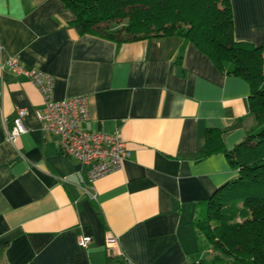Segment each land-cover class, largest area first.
Wrapping results in <instances>:
<instances>
[{"label":"crops","instance_id":"0c3cea01","mask_svg":"<svg viewBox=\"0 0 264 264\" xmlns=\"http://www.w3.org/2000/svg\"><path fill=\"white\" fill-rule=\"evenodd\" d=\"M230 4L234 40L264 46V0ZM74 19L58 0H0V261L196 263L200 203L236 178L225 152L254 126L250 86L179 37L117 47L80 35ZM11 57L53 78L55 102L88 97L81 127L118 133L129 151L121 171L90 184L88 167L59 154L35 116L42 97L7 70ZM22 108L28 132L12 144Z\"/></svg>","mask_w":264,"mask_h":264},{"label":"trees","instance_id":"16d2710c","mask_svg":"<svg viewBox=\"0 0 264 264\" xmlns=\"http://www.w3.org/2000/svg\"><path fill=\"white\" fill-rule=\"evenodd\" d=\"M80 35L123 43L179 37L222 74L245 80L255 130L230 152L237 171L208 200L194 228L209 259L197 264H264V46L234 40L230 0H58ZM221 151L209 150L208 153ZM193 264H196L195 262Z\"/></svg>","mask_w":264,"mask_h":264},{"label":"built area","instance_id":"2783aa9c","mask_svg":"<svg viewBox=\"0 0 264 264\" xmlns=\"http://www.w3.org/2000/svg\"><path fill=\"white\" fill-rule=\"evenodd\" d=\"M6 68L13 75L29 80L39 91L43 105L35 112V116L42 132L56 138L57 151L60 155L89 168L87 176L90 184L122 170L129 158V151L119 139L118 133L87 131L81 127L90 120L87 96L55 102L52 99L53 78L50 75L39 69H24L17 57L9 58ZM26 116V109L16 111V118L6 133V140L9 143L13 144L18 137L28 132L24 125ZM84 192L95 198L90 189L85 188ZM90 241V238L79 237L78 247L85 249ZM211 253V250L204 252L198 261Z\"/></svg>","mask_w":264,"mask_h":264},{"label":"rangeland","instance_id":"374dc122","mask_svg":"<svg viewBox=\"0 0 264 264\" xmlns=\"http://www.w3.org/2000/svg\"><path fill=\"white\" fill-rule=\"evenodd\" d=\"M255 126H256V124L254 121V126L252 127V129H250L249 134L255 130ZM191 229H192V233H193V241H194V244L196 246V251H197L198 255H201L204 253V252H202L204 250V247H205L204 239L201 235H198L195 232L193 227ZM210 257H211V254H207V256H204V259H209ZM0 264H3V263L0 261Z\"/></svg>","mask_w":264,"mask_h":264}]
</instances>
